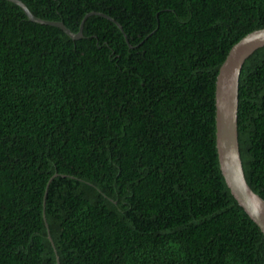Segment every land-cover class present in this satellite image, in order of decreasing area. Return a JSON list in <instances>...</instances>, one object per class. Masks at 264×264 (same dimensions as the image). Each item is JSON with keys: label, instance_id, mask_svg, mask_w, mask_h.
Masks as SVG:
<instances>
[{"label": "trees", "instance_id": "1", "mask_svg": "<svg viewBox=\"0 0 264 264\" xmlns=\"http://www.w3.org/2000/svg\"><path fill=\"white\" fill-rule=\"evenodd\" d=\"M22 1L72 31L91 10L122 28L91 14L72 38L0 0V264H57L54 248L59 264H264L214 119L218 68L264 0ZM237 131L264 198V45L240 69Z\"/></svg>", "mask_w": 264, "mask_h": 264}, {"label": "water", "instance_id": "2", "mask_svg": "<svg viewBox=\"0 0 264 264\" xmlns=\"http://www.w3.org/2000/svg\"><path fill=\"white\" fill-rule=\"evenodd\" d=\"M11 1L17 3L22 8L28 19L59 26L72 38H79L83 35L82 29L84 21L91 14L106 16L115 21L116 24L122 28L120 23L108 14L102 11L91 10L86 12L82 17L78 30L72 31L62 20L44 19L36 16L22 0ZM124 36L126 37L125 33ZM127 42L131 45L128 40ZM263 45L264 26L254 28L245 33L229 48L218 68L215 78L214 119L215 147L221 173L237 203L258 225L264 237V198L250 187L245 178L240 157L237 131L238 82L240 69L245 58L256 48ZM54 175H57V173H54L49 178L47 185ZM47 237L53 244L49 230H47ZM54 251L56 263L59 264V257L55 248Z\"/></svg>", "mask_w": 264, "mask_h": 264}]
</instances>
